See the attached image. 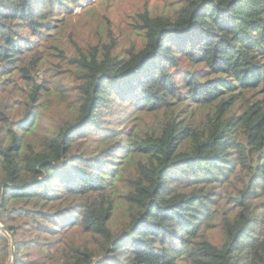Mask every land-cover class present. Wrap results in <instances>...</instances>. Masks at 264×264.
Wrapping results in <instances>:
<instances>
[{
	"label": "trees",
	"instance_id": "1",
	"mask_svg": "<svg viewBox=\"0 0 264 264\" xmlns=\"http://www.w3.org/2000/svg\"><path fill=\"white\" fill-rule=\"evenodd\" d=\"M86 1L0 0V264H264V0Z\"/></svg>",
	"mask_w": 264,
	"mask_h": 264
},
{
	"label": "rangeland",
	"instance_id": "2",
	"mask_svg": "<svg viewBox=\"0 0 264 264\" xmlns=\"http://www.w3.org/2000/svg\"><path fill=\"white\" fill-rule=\"evenodd\" d=\"M85 4L83 8L73 9L71 14L62 15V13L59 17L64 18L67 15H72L70 18H72L71 21L76 28L74 33L77 36V40L79 42L85 39L93 41L92 37H97L94 35L96 22L93 21L91 15L85 13V7L94 5V13L97 21L101 23V26L104 27V29H108L112 35H118L121 38L120 44L115 46V48L120 50L123 45L128 44L127 42L134 39L133 28H135L134 25L139 19L140 14L145 11L153 14L167 13V11L174 6V0H88ZM67 32L68 30H65L62 36L65 40L63 43L69 51L71 48L65 43L67 42ZM50 58L54 59V56L51 55ZM49 85H51V83ZM76 98L77 97H64L62 103L55 101L49 112L54 113L60 111L66 113L72 104H76ZM118 103L117 99L115 107H117ZM122 103L125 104V102ZM116 122H120V120ZM220 234V230L215 229L212 236L218 238Z\"/></svg>",
	"mask_w": 264,
	"mask_h": 264
},
{
	"label": "water",
	"instance_id": "3",
	"mask_svg": "<svg viewBox=\"0 0 264 264\" xmlns=\"http://www.w3.org/2000/svg\"><path fill=\"white\" fill-rule=\"evenodd\" d=\"M12 247H14L13 243H12Z\"/></svg>",
	"mask_w": 264,
	"mask_h": 264
}]
</instances>
